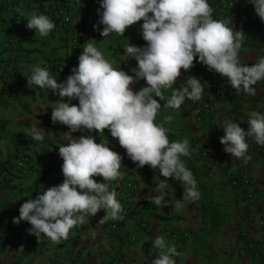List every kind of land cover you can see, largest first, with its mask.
Returning a JSON list of instances; mask_svg holds the SVG:
<instances>
[{
    "label": "crops",
    "instance_id": "1",
    "mask_svg": "<svg viewBox=\"0 0 264 264\" xmlns=\"http://www.w3.org/2000/svg\"><path fill=\"white\" fill-rule=\"evenodd\" d=\"M57 0H38L43 8L55 13L49 17L56 27L47 37H41L35 30L26 28L27 9L33 1L17 0L25 11L22 25L5 27L0 23V175L5 168L10 169L14 159L22 154L27 157V172L18 174L12 171L10 177L0 181V264H106V257L112 255L110 264H151L158 256L159 250L153 247L157 236L163 235L168 245L175 246L181 253L173 257L176 264H264V259H255L248 255L244 241L248 237L254 241L257 249L264 250V234L259 233L257 221L264 220V211L260 204L264 203V150H258L251 138L248 155L252 159L248 163L237 160L224 152V145L219 143L224 135L221 128L226 119L239 124L247 131V121L252 111L264 113V80L253 87L256 95L236 92L225 83L217 90L211 89L207 80L212 74L207 66L194 60L193 67L184 72L174 87H180L184 75L205 72L207 78L202 82L204 95L211 102L214 112L204 113L202 119H195V111L189 100H185L179 110L161 108L156 123H163L165 115L171 114V123L164 124L170 129L168 134L173 141L186 138L190 145V162L197 182L201 198L193 203H186L185 208L176 212L175 199H182L183 185L174 178H168L169 188L165 190L166 205L160 207L152 202L158 193L153 188L165 178L159 175L158 169L149 166L138 168L130 158L121 163L122 179L109 181V188L117 192V200L121 205L139 204L149 226L139 228L128 218L119 224L113 238L104 240L105 225L99 224L100 211L86 219V223L70 230L67 240L53 244L48 238L41 236L38 242L34 235L29 234L31 225L21 221L13 224V218L19 216L20 206L28 199H35L44 191L63 182L62 158L58 146L67 145L70 129L60 123L51 121L52 108L57 102H69L77 105L78 100L61 98L51 90L46 92L37 86H28L30 76H20L25 65H42L46 59H59L65 65L64 72L54 78L63 83L71 75V69L78 66V57L82 54L83 45L92 41L99 50L104 52L106 59L113 67L132 74L129 70L136 67L134 59L124 56L127 44L144 47L141 25L137 22L126 29L124 36L111 34L102 38L99 31L94 30L99 16L97 9L100 0H84L88 2V11L84 21L80 15L71 13L69 29L60 27L61 12L56 5ZM255 15L256 19L251 20ZM2 13L0 11V21ZM102 29V26H101ZM245 34V42L239 53L240 62L251 66L259 58L264 57V22L255 14L254 6L248 0H239L238 16L233 27ZM78 34L79 43L70 45V35ZM9 36L15 43L3 45L2 38ZM107 41L105 43L104 41ZM141 80L133 85L137 91L145 87ZM170 95V90L165 93ZM155 98V97H154ZM158 99V98H157ZM163 106L164 101H160ZM45 130L43 141H35L27 135L26 129L35 124ZM212 121V122H211ZM215 125L217 130L211 128ZM89 135L87 130L71 133L72 138ZM97 143L106 142L116 153L123 149L118 140L111 137L108 129L103 134L92 132ZM26 139L34 143L32 149L24 146ZM201 152H206L202 156ZM245 166L246 171L254 179L256 198L245 196V188L230 185L228 175H239ZM131 178L136 186L135 191L119 195L125 180ZM98 183H105L102 177H92ZM164 226L177 227L185 230L186 235L167 239ZM133 235L134 239L129 237ZM23 245V251H18Z\"/></svg>",
    "mask_w": 264,
    "mask_h": 264
},
{
    "label": "clouds",
    "instance_id": "2",
    "mask_svg": "<svg viewBox=\"0 0 264 264\" xmlns=\"http://www.w3.org/2000/svg\"><path fill=\"white\" fill-rule=\"evenodd\" d=\"M255 14L264 22V0H248ZM99 20L93 25L102 38L111 34L124 36L127 28L143 21L142 39L146 46L127 44L124 56L136 61V67L128 72L114 68L104 52L90 40L83 45L78 66L71 69L63 83L50 75L46 67L38 64L25 65L30 72L27 85L51 90L61 98L78 100L77 105L57 102L52 108L51 121L67 126L70 137L67 145L58 146L63 182L48 188L35 199H28L19 208V216L13 224L26 221L31 225L29 234L39 242L41 236L53 244L67 240L71 229L86 223L101 209L105 215L99 224L123 220L124 209L117 200V192L110 190L109 181L122 179V157L111 150L106 142L97 143L92 132L103 134L108 129L111 137L118 140L127 156L138 168L149 166L159 170L164 177L155 188L152 202L167 206L168 178L183 185L182 199H175L174 208L180 212L186 203L201 198L193 173L181 157L191 155L189 141L182 138L169 141L173 116L165 115L163 123L156 117L161 108L179 110L185 100H201L204 87L195 76L187 77L180 87H174L184 72L193 67L194 60L211 71L226 77L231 88L255 96L253 87L264 80V57L248 66L240 62L239 53L245 42V34L234 30L231 20L213 19V8L207 0H100L97 9ZM25 13L21 12V16ZM26 28L47 37L56 27L46 15L27 13ZM102 26V29H101ZM107 43V41H104ZM198 58V59H197ZM145 81L138 91L133 85ZM170 90V95H165ZM155 97V98H154ZM158 98V99H157ZM160 101H164L163 106ZM35 124L26 133L35 141H43L45 130ZM247 131L238 123L226 119L221 128L224 135L219 143L224 152L237 160L248 163V138L264 146V113L252 111L247 121ZM87 130L89 135L72 138L71 133ZM102 177L98 183L92 177ZM153 247L158 256L151 264H176L173 257L181 255L175 246L168 245L163 235L157 236ZM18 251H23V245Z\"/></svg>",
    "mask_w": 264,
    "mask_h": 264
},
{
    "label": "built area",
    "instance_id": "3",
    "mask_svg": "<svg viewBox=\"0 0 264 264\" xmlns=\"http://www.w3.org/2000/svg\"><path fill=\"white\" fill-rule=\"evenodd\" d=\"M17 0H0V11L2 13L1 18V25L2 27H13V26H21L23 21V16H21V12L25 13L24 8L22 5L17 4ZM33 1L32 4L28 7L26 10L27 13L35 12L38 15L43 14L48 17H54L55 13L46 10L43 8L40 4H38V0H30ZM209 5L213 8V19L218 20H231V24L229 26L234 27L237 16H238V3L239 0H207ZM84 4V0H57L56 5L59 7V10L61 12L62 18L60 19V27L62 30H68L69 29V18L71 13L79 14L81 11V7ZM256 16L252 15L251 20H255ZM78 34L72 33L70 35V45L72 47H76V45L79 43ZM3 45H12L15 42L7 35H4L2 38ZM198 59V58H197ZM196 61V60H195ZM41 67H46L53 77H56L64 72L65 65L62 61L59 59H46L43 61ZM212 78L208 79V85L211 89L217 90L221 87L222 83H225L229 88H231L230 84L227 81L226 77H222L219 74L215 73V71H211ZM26 75H29L27 71H21L20 76L25 77ZM195 76L200 79L201 83L205 81L207 78L205 72L200 73L199 71L192 75H184L182 78V83L187 77ZM232 89V88H231ZM190 105L193 107L195 111V119L197 121H200L202 119V116L204 113H211L214 112V108L211 104V102L206 98V96L203 93V96L201 100L193 102L189 100ZM212 122V121H211ZM220 126L215 125L211 128L212 130H217ZM24 146L27 149H32L34 147V143L30 139H26L24 142ZM259 151L264 150V146L261 148H257ZM122 157V162L127 160L129 157L126 154L125 149H121L117 152ZM201 155H206V152H201ZM121 162V163H122ZM12 171L17 172L18 174H25L27 172V157L25 154H22L14 159V161L10 165V169L5 168L3 170V173L0 175V181H4L8 179L12 173ZM61 179H64L62 173L60 175ZM229 183L231 186L235 188H245L246 194L245 196L249 199L256 198V194L254 193V179L249 175V173L246 171L245 166L243 167V170L239 175H228ZM136 186L131 178H127L121 188L119 190V195L132 193L135 191ZM124 211L122 215H124L123 220L118 221H111L104 223L105 225V232L103 233L104 240L112 239L113 234L117 230L119 224L124 222L126 219L130 218L132 219L136 225L139 228H146L149 226V222L146 219L145 214L141 210L142 208H146L150 210L152 206L148 204L147 206H141L139 204H128V205H122ZM260 210L264 211V203L260 204ZM105 215V212L103 209L100 211V218L102 219ZM257 225L259 227V233L264 234V220L260 219L257 221ZM164 229L167 233V239L171 240L175 237H181L186 235V231L179 229L177 227H170V226H164ZM130 240L134 239V236L131 235L129 237ZM245 248L247 249L248 255L255 259H264V250L257 249L255 246L254 241H252L250 238L246 237L244 241ZM113 256L108 255L106 257V264H110Z\"/></svg>",
    "mask_w": 264,
    "mask_h": 264
},
{
    "label": "trees",
    "instance_id": "4",
    "mask_svg": "<svg viewBox=\"0 0 264 264\" xmlns=\"http://www.w3.org/2000/svg\"><path fill=\"white\" fill-rule=\"evenodd\" d=\"M88 2H85L82 7H81V11H80V21L83 22L84 21V18L86 17V14H87V11H88ZM168 135V138H169V141L172 142V138L170 137L169 134ZM181 160L182 162H184L185 166L193 173L194 177L195 174L193 172V165L191 164L190 162V156L188 157H181Z\"/></svg>",
    "mask_w": 264,
    "mask_h": 264
},
{
    "label": "rangeland",
    "instance_id": "5",
    "mask_svg": "<svg viewBox=\"0 0 264 264\" xmlns=\"http://www.w3.org/2000/svg\"><path fill=\"white\" fill-rule=\"evenodd\" d=\"M137 66V65H136ZM137 91H138V89H137Z\"/></svg>",
    "mask_w": 264,
    "mask_h": 264
}]
</instances>
